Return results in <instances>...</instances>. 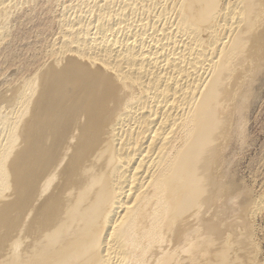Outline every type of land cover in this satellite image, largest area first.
Returning a JSON list of instances; mask_svg holds the SVG:
<instances>
[{
    "label": "bare ground",
    "instance_id": "bare-ground-1",
    "mask_svg": "<svg viewBox=\"0 0 264 264\" xmlns=\"http://www.w3.org/2000/svg\"><path fill=\"white\" fill-rule=\"evenodd\" d=\"M87 9L0 92V264H264V186L231 159L264 72V0Z\"/></svg>",
    "mask_w": 264,
    "mask_h": 264
},
{
    "label": "rangeland",
    "instance_id": "rangeland-1",
    "mask_svg": "<svg viewBox=\"0 0 264 264\" xmlns=\"http://www.w3.org/2000/svg\"><path fill=\"white\" fill-rule=\"evenodd\" d=\"M93 1L94 0H90V1L80 0V2H79V0H12V5H11L12 7L10 9V14H12L13 16L11 15L12 17L11 16L9 17V20L11 22L8 21L10 23H9V25L7 24L8 26L6 27V32L4 34V37L0 40V50H1L0 51V81H1L0 89L2 90V91L0 90V92L5 93L8 89V87H10L12 84H15L18 80L23 79L24 77L26 78V77L30 76L31 73H33L35 69H37L42 64H44L50 57V56H48V55H50L49 53L52 52L55 49V47H58L59 45H61V41L64 39V35L67 32L66 30L69 28L68 26L70 24H74L76 21H77V23L78 22L79 23H85L87 16H88V13H87L88 9L87 8ZM59 4H60V6H59ZM81 4H83V5H81ZM73 7L74 8L76 7V8L74 9ZM29 8H30V10L28 11ZM77 8H78V10H77ZM12 10H13V12H12ZM39 11H41V12H39ZM74 11H76V12H74ZM33 16H35V17H33ZM80 17H81V19H80ZM24 18H26V20ZM60 18H62L61 21H60ZM74 18H76V19H74ZM82 19H84L85 21H83ZM78 20H82V21H78ZM65 22H66V24H65ZM10 25H11V27H10ZM8 27H9V29H8ZM44 28H45V30H44ZM47 31H49L48 33L50 36L47 34ZM44 34H45V36H44ZM23 37H24V39H23ZM44 37H45V39H44ZM54 38H57V39H54ZM47 41H48V43H47ZM49 41L51 44L49 43ZM8 42H9V44H7ZM56 43H58V44H56ZM17 48H18V50H17ZM33 48L36 50H34ZM47 49H48V51H47ZM40 51H41V53H39ZM27 52H28V55H27ZM29 54H30V56H29ZM17 55H19V56H17ZM35 58H37V59H35ZM33 59H35V60H33ZM28 61H29V63H28ZM34 63H35V65H33ZM25 64H26V66H25ZM20 66L22 68H20ZM9 70H10V73H9ZM13 70H14V72H13ZM261 74L257 78V80H256L257 82L255 81L256 82L254 85L255 89H253V92L251 95V96H253V98L251 97V99L249 100V104L251 103V100H252V104H250L249 107H247L251 110H249V109L246 110L248 114L245 112L247 115H249V116L246 115V117H249V118H246V123L249 122V124L248 123L245 124V128L247 130L246 133H247L248 137L247 136L244 137L243 141L241 142L242 144L238 143V142H236V143L232 142V144L234 146L233 147L234 153H232V154H234V155L231 156V159H233L232 166H233L234 172L237 173L238 177L241 176V178L245 175L244 177H246V178L243 177L244 179H246L245 183L249 184L251 182L250 184L253 187L255 186V189H257V191H259V189L261 190L260 186L261 187L264 186V162H263L264 156H262V155H264V72L262 71ZM2 77H4V81L2 80L3 79ZM260 77L261 78L263 77L262 81H261ZM5 82H7V83L4 84ZM256 84H258L257 86H260V87H257ZM4 87H5V89H4ZM256 89H257V91H256ZM3 93H1V95ZM254 93H255V97L253 95ZM256 98H257L258 102L256 101ZM253 101H255L257 104L256 103L254 104ZM251 105H253V106L251 107ZM249 112L251 114H249ZM250 120H252V121H250ZM248 133H250V134L248 135ZM249 138H250V140H249ZM244 143L246 145H244ZM247 146H249V147H247ZM237 148L240 149V151ZM235 149H236V151H235ZM243 149H245V150L243 151ZM235 152H236V155H235ZM246 155H247V157H246ZM259 156H261L263 158H261V157L259 158ZM255 160L256 161L258 160V161L256 162ZM237 161H238V163H237ZM239 161L240 162L243 161V163H239ZM262 163H263V167H262ZM235 168L236 169L238 168L237 169L238 171ZM256 170H257V172H256ZM239 171H240V174H239ZM252 171H253V173H251ZM255 173H257L258 176ZM251 175H253V177ZM255 177L258 178V180H255L256 179ZM247 179H248V182H247ZM253 183H254V185H253ZM263 228H264V216L258 218V224H257V230H256V234H257L256 235V241L259 243L262 241L261 243L263 246L262 245L261 246L264 249V229Z\"/></svg>",
    "mask_w": 264,
    "mask_h": 264
}]
</instances>
